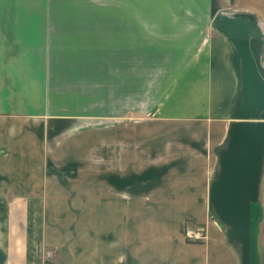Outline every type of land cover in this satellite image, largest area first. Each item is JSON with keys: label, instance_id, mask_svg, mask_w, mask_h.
<instances>
[{"label": "crops", "instance_id": "1", "mask_svg": "<svg viewBox=\"0 0 264 264\" xmlns=\"http://www.w3.org/2000/svg\"><path fill=\"white\" fill-rule=\"evenodd\" d=\"M0 264H264V0H0Z\"/></svg>", "mask_w": 264, "mask_h": 264}, {"label": "rangeland", "instance_id": "2", "mask_svg": "<svg viewBox=\"0 0 264 264\" xmlns=\"http://www.w3.org/2000/svg\"><path fill=\"white\" fill-rule=\"evenodd\" d=\"M134 107H135V112H134L135 115H138L142 112L141 114L146 113L145 115L150 116V114L147 113V110H145L148 106L142 105V104H135ZM143 108L145 111L143 110ZM89 113H93V110L92 111L89 110ZM110 124H111L110 119L107 117H96V118L90 117V118H88V120H85L83 125H81V127H79L78 130H92L94 128L95 129L96 128H108V127H110L109 126Z\"/></svg>", "mask_w": 264, "mask_h": 264}, {"label": "built area", "instance_id": "3", "mask_svg": "<svg viewBox=\"0 0 264 264\" xmlns=\"http://www.w3.org/2000/svg\"><path fill=\"white\" fill-rule=\"evenodd\" d=\"M184 237L191 243H200L207 240V230L203 226L187 223L184 230Z\"/></svg>", "mask_w": 264, "mask_h": 264}]
</instances>
